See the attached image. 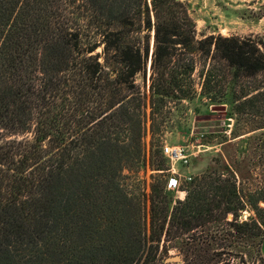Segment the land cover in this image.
<instances>
[{"label": "trees", "instance_id": "16d2710c", "mask_svg": "<svg viewBox=\"0 0 264 264\" xmlns=\"http://www.w3.org/2000/svg\"><path fill=\"white\" fill-rule=\"evenodd\" d=\"M143 32H154L153 103L191 99L198 55L235 72L231 107L238 77L264 73V52L251 38L197 41L180 0H0V264H163L160 243L174 227L183 235L228 214L236 236L248 235L261 250L264 223L238 222L248 195L232 176L193 178L176 204L154 186L148 236L124 223L123 201L106 195L96 203L95 174L120 156L121 133L145 107L135 78L145 72L149 47L127 41ZM217 68L211 63L202 74L204 93ZM29 133L32 139L9 140ZM221 170L231 173L227 163ZM255 194L249 205L263 212L264 192Z\"/></svg>", "mask_w": 264, "mask_h": 264}, {"label": "rangeland", "instance_id": "374dc122", "mask_svg": "<svg viewBox=\"0 0 264 264\" xmlns=\"http://www.w3.org/2000/svg\"><path fill=\"white\" fill-rule=\"evenodd\" d=\"M151 1L148 0L150 5ZM180 1L195 23L197 41L211 35L251 38L264 52V0ZM151 20L154 22L153 14ZM127 41L138 42L136 44L142 48L149 47L145 72L135 78V84L145 96V107L133 111L135 120L130 122L125 133H121L119 143L123 149L119 151L120 156H115L111 164L107 162V171L95 174L101 184L96 203L98 201L99 205L103 204L106 195L113 200L123 201L124 210L129 205L126 214L130 216H126L124 223L130 226V220L132 230H140L142 227L148 236L154 186H158L162 193L164 190L171 192L176 204L184 201L181 200L184 198V195L180 196L181 192L187 196L188 186L184 177L207 176L225 180L232 176L239 192L248 195V198H243L246 208L238 213V222L250 223L252 219L256 223H264V211L258 212L248 202L253 196H259L255 193L264 192V73L253 77H238L232 89L235 97L232 101L235 103L231 107L230 101H226L231 100L228 97V82L235 77V72L226 62H213L198 55L195 57L191 99L182 103L170 99L154 100L153 103L150 87L155 52L154 32L135 34ZM213 50L214 47L212 54ZM97 53L102 54V48ZM211 63L218 65L217 74L220 76L212 84L213 90L204 93L202 74L206 73ZM243 97H247V100ZM222 106L226 107L225 112L214 111V107ZM140 132L141 139H138ZM15 138L32 139V134L12 136L9 140ZM165 146H181L190 155L189 167L180 163L175 169L178 171L176 178L182 179L180 188H168L172 177L168 171L172 167L163 155ZM225 163L230 166L231 173L221 170ZM210 167L216 168L217 173L211 176L207 172ZM118 186L121 189L119 191L116 190ZM259 207L264 210V203L260 202ZM223 218L221 216L209 226L200 225L183 235L181 230L174 227L172 239L167 241L163 237L158 258L163 264H264L263 246L261 250L254 247L248 235L241 236V239L236 236L235 228L230 225L234 220L233 214ZM171 226L169 218L166 227ZM132 230L123 239L127 240ZM164 251L168 254L164 255ZM176 256L180 257L179 262L165 263L167 258Z\"/></svg>", "mask_w": 264, "mask_h": 264}, {"label": "built area", "instance_id": "2783aa9c", "mask_svg": "<svg viewBox=\"0 0 264 264\" xmlns=\"http://www.w3.org/2000/svg\"><path fill=\"white\" fill-rule=\"evenodd\" d=\"M163 155L170 161L171 163V170L172 177L169 179L168 188L169 190L180 188L182 185V179L176 178L178 175V171L175 170L176 166L180 163H183L186 167H189V158L190 155H187L185 148L181 146H165L163 147ZM185 182H190L193 180L192 175H188L184 177Z\"/></svg>", "mask_w": 264, "mask_h": 264}, {"label": "water", "instance_id": "95a60500", "mask_svg": "<svg viewBox=\"0 0 264 264\" xmlns=\"http://www.w3.org/2000/svg\"><path fill=\"white\" fill-rule=\"evenodd\" d=\"M226 107L222 106V107H214V111H221V112H225ZM180 261V257L176 256V257H169L165 260V263H175V262H179Z\"/></svg>", "mask_w": 264, "mask_h": 264}, {"label": "crops", "instance_id": "0c3cea01", "mask_svg": "<svg viewBox=\"0 0 264 264\" xmlns=\"http://www.w3.org/2000/svg\"><path fill=\"white\" fill-rule=\"evenodd\" d=\"M185 194H186V193H185ZM262 252H263V254H264V244H263V251H262Z\"/></svg>", "mask_w": 264, "mask_h": 264}]
</instances>
